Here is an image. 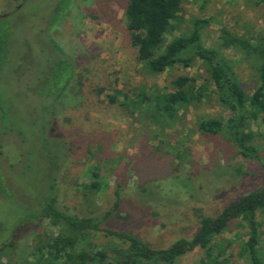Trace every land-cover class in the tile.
Returning <instances> with one entry per match:
<instances>
[{"label": "rangeland", "instance_id": "rangeland-1", "mask_svg": "<svg viewBox=\"0 0 264 264\" xmlns=\"http://www.w3.org/2000/svg\"><path fill=\"white\" fill-rule=\"evenodd\" d=\"M8 18L9 52L0 74V264H34L36 246L57 229L48 221L23 226L49 196L57 194L79 217L102 216L131 230L149 248H169L190 240L200 217H217L231 201L264 188V124L250 122L258 157L245 160L222 134L201 133L199 122L231 116L216 94L181 110L168 124H155L145 110L111 104L116 91L135 101L141 90L157 86L171 91L179 76L206 79L199 60L159 76L147 74L136 61L124 10L103 0H0V19ZM180 29L167 41L186 34L196 20L207 21L202 40L230 64L249 96L259 85V61L219 47L226 28L264 43V4L247 0H185ZM63 56L73 60L75 76L58 92L46 84L50 68ZM119 102L124 101L122 96ZM97 172L101 185L87 193L84 185ZM120 205L113 209L115 191ZM258 251L264 262V213ZM247 226L235 219L213 239L224 264H248L241 255ZM92 243L110 249L116 241L96 236ZM194 248L175 264H201Z\"/></svg>", "mask_w": 264, "mask_h": 264}, {"label": "trees", "instance_id": "trees-1", "mask_svg": "<svg viewBox=\"0 0 264 264\" xmlns=\"http://www.w3.org/2000/svg\"><path fill=\"white\" fill-rule=\"evenodd\" d=\"M109 8L119 6L124 10L126 29L131 46L136 52V61L151 76H159L168 70L180 67L187 69L196 60L205 67L206 79L179 76L171 82L172 90L164 91L151 86L141 90L135 101L120 91L108 96L111 104L120 103L127 111L129 106L145 110L155 124H168L178 118L181 110L199 105L209 98V92L217 95L219 102L231 112L222 121L216 118L203 119L198 129L201 133L227 136L240 157L251 160L258 157L253 146L254 133L249 130L250 122L264 124V43L253 45L245 35L239 36L226 28L219 32V47L234 50L259 61L256 90L247 95L240 86L232 67L213 48H207L202 40L207 21L196 20L186 34L167 41V36L180 29L181 12L185 0H103ZM253 6L264 4V0H247ZM8 18L0 19V74L7 62L9 52ZM50 78L46 84L58 85L60 92L74 78L76 70L73 60L63 56L53 62ZM122 96L124 101L119 102ZM93 180L84 185L86 194L97 193L101 185L97 172ZM55 180L49 187V196L38 209L23 218L25 227H39L48 221L57 232L37 243L34 264H175L184 254L194 248L204 252L201 264H224L220 254H215L213 239L224 232L229 223L240 219L247 226V240L241 255L248 264H264L258 244L260 224L257 215L264 213V188L250 192L228 203L215 217H200L196 233L190 240L180 239L169 248L154 250L131 230L116 228L109 222L111 212L102 216L79 217L69 211L57 194ZM0 181V189H2ZM4 188V187H3ZM113 209L120 205V191H115ZM99 236L116 241L110 249L92 243Z\"/></svg>", "mask_w": 264, "mask_h": 264}, {"label": "water", "instance_id": "water-1", "mask_svg": "<svg viewBox=\"0 0 264 264\" xmlns=\"http://www.w3.org/2000/svg\"><path fill=\"white\" fill-rule=\"evenodd\" d=\"M13 1H16V0H13Z\"/></svg>", "mask_w": 264, "mask_h": 264}]
</instances>
